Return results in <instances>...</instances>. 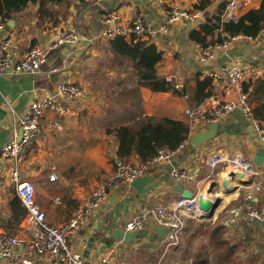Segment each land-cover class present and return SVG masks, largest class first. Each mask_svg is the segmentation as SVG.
Segmentation results:
<instances>
[{
	"label": "crops",
	"instance_id": "obj_1",
	"mask_svg": "<svg viewBox=\"0 0 264 264\" xmlns=\"http://www.w3.org/2000/svg\"><path fill=\"white\" fill-rule=\"evenodd\" d=\"M173 1L190 10L198 9L196 5L201 2ZM227 1L208 0L200 8L203 13L200 24L208 17L221 15L222 5L226 6ZM240 1L247 10L260 11L264 7L263 0ZM111 11L118 12L123 23H129L136 15L150 21L153 32L143 40L163 50L157 69L180 86L177 92L139 86L132 74L133 66L114 57L109 39L101 36L89 40L101 34L104 18ZM37 20V6L29 5L0 29V42L5 38L10 40L16 59L35 43L51 44L62 26L75 28L79 41L51 51L36 74L0 71V148L13 136L14 118L29 108L37 93L42 95L45 89L52 91L58 79L73 80L87 91L84 100L74 103L73 114L60 117V127L53 124L59 117L57 114L49 112L44 117L42 133L22 165L23 174L35 182L37 201L50 223L70 220L88 196L114 176L118 142L113 130L138 117L128 113L130 102H138L135 111L138 115L165 112L188 122V108L201 109L207 104L206 98L200 102L195 98L198 77L203 79L231 62L249 63L256 69L243 83L254 109L264 98V29L257 37L234 40L227 53L219 52L214 59L203 60L199 43L190 37L193 29H199V22L183 20L164 30L165 13L160 0H73L58 26H50L48 21L45 26L37 27ZM53 67H58L60 72L53 73ZM223 83L213 81L211 94H220ZM133 86L137 87L139 96L123 99L121 89ZM215 123L218 130L211 140L199 146L191 143L176 155L175 163L194 174L196 180L176 181L171 166L161 164L150 171L149 174L159 177L143 193L135 190L131 182L117 181L101 205L91 212L83 229L72 237L75 250L88 260L107 259V264H264V222L245 218L249 204L255 208L264 206V160L262 164L256 163L258 151H264V140L239 109ZM211 124L198 122L197 131L206 130ZM216 151L249 158L258 173L254 172L249 183L243 184L244 180L235 175L232 166L212 170L207 158ZM126 159L134 163L142 160L134 152ZM12 165V159L0 155V234L21 238L22 244L12 245L11 249L27 252L33 219L26 211L19 222H8L14 218L10 203L17 196L10 179ZM52 172L57 175L53 181L49 177ZM225 180L229 181L228 188L222 187ZM179 183L193 194L215 185L218 204L211 218L185 216L180 243L174 246L167 245L168 229L155 218L143 230L135 231V239L117 240L114 231H128L127 222L147 207L174 205L183 195V191L176 189ZM224 190L228 192L224 194ZM57 196L59 203L55 200ZM231 209L239 212L235 221L231 220ZM34 259L35 264H52L40 257ZM0 264L19 263L1 259Z\"/></svg>",
	"mask_w": 264,
	"mask_h": 264
},
{
	"label": "built area",
	"instance_id": "obj_2",
	"mask_svg": "<svg viewBox=\"0 0 264 264\" xmlns=\"http://www.w3.org/2000/svg\"><path fill=\"white\" fill-rule=\"evenodd\" d=\"M160 2L163 4L165 13L164 30H168L176 22L183 20L191 23L199 22L200 24L199 20L203 14L201 9L190 10L173 0H160ZM248 11L240 0H228L221 14V21L237 22ZM7 22V19L0 13V29L4 28ZM104 23L105 28L101 34L90 37V41H95L101 36L107 39L122 36L128 41H137L147 38L153 32L150 21L142 15H136L129 23H123L121 15L116 11H111L105 16ZM225 37L223 41L215 44L202 45L199 43L201 58L203 60L214 59L219 52L227 53L234 40L241 37L250 38V36L243 34H226ZM77 41H79V32L75 28L62 26L51 44H34L24 52L20 59H16L10 40L5 38L0 42V71L36 74L47 61L51 51L61 45L74 44ZM255 70L249 63L231 62L210 72L207 76L212 78V82L224 81L222 92L216 95L211 94L206 98L207 104L203 105L204 108H188L186 110L189 124V133L186 139L175 149L162 147L152 157L136 163L117 157L114 176L107 179L89 195L87 201L70 220L61 224H53L47 220L45 210L37 201L35 182L23 174L22 165L28 159L37 137L42 133L44 117L49 112L57 114L59 117L54 120L53 124L56 128L60 127V117L73 114L74 103L84 100L87 97V91L73 80L58 79L52 91L45 89L44 94L37 93L29 108L14 118L13 136L0 148V155L13 160L10 179L14 184L15 193L26 208L27 214L33 219V228L27 252H13L11 249L12 245L22 244L21 238L6 233L0 234V260L5 259L19 264H35L34 258L40 257L52 264H107V259L104 258L96 261L86 259L82 253L75 250L72 237L83 229L91 212L101 205L117 181L130 183L140 176L149 174L152 169L161 164L171 166V175L176 181L192 182L196 180L194 174L187 172L186 169L175 163L177 153L191 144L192 136L198 129V122L205 125L218 122L236 109H239L245 118L253 123L256 133L264 140V124L256 117L248 92L243 85L245 79ZM52 72L59 73L60 69L53 67ZM169 81L171 82V80ZM173 88L179 90L180 86L173 84ZM262 102H264V98ZM207 165L212 170L219 166H223V168L232 166L235 175L248 182L252 179L254 172L258 173L249 158L238 154L231 156L218 151L213 152L207 158ZM49 177L53 181L57 175L52 172ZM217 194H219L217 191L198 190L191 197L180 196L172 206L147 207L128 221L126 227L129 231H140L146 227L151 219L155 218L168 229L167 245H178L185 226V216L204 218V215L217 202L215 197ZM251 197L248 195L247 198L251 199ZM55 200L59 203V196ZM231 213V220L235 221L239 212L231 209ZM245 218L248 221L259 219L264 222V206L255 208L249 204Z\"/></svg>",
	"mask_w": 264,
	"mask_h": 264
},
{
	"label": "trees",
	"instance_id": "obj_3",
	"mask_svg": "<svg viewBox=\"0 0 264 264\" xmlns=\"http://www.w3.org/2000/svg\"><path fill=\"white\" fill-rule=\"evenodd\" d=\"M70 1L73 0H0V13L4 18L10 20L29 5H35L38 13L37 27L45 26L48 21L50 26H58L67 15L66 13L69 12ZM206 3L208 0H201L196 7L198 9L203 8ZM223 6L221 9L225 8ZM263 29L264 7L260 11L249 10L237 22H222L221 15L208 17L200 24L199 29H193L190 32V37L197 43L208 45L223 41L226 34L257 37ZM209 35H212L210 39ZM108 43L117 60L128 62L133 66L132 72L136 76V82L139 86L148 87L153 91H178L173 88L172 83L166 77L158 72L157 64L163 59V50L155 43L147 40L128 41L122 36L110 38ZM212 87L211 77L206 76L203 79L198 77L195 96L197 102L209 97L212 93ZM137 90L136 86L124 87L119 93L123 99H130L135 98ZM137 103V101L130 102L128 113L138 117L113 130L118 142V157L126 159L134 152L139 158L147 159L156 154L158 149L162 147L177 148L186 139L189 133L188 122L176 119L165 112L152 115L139 114V116L135 112ZM254 110L256 117L264 120V102L257 105ZM10 206L14 218L8 222H19L26 214V209L20 198L15 196Z\"/></svg>",
	"mask_w": 264,
	"mask_h": 264
},
{
	"label": "water",
	"instance_id": "obj_4",
	"mask_svg": "<svg viewBox=\"0 0 264 264\" xmlns=\"http://www.w3.org/2000/svg\"><path fill=\"white\" fill-rule=\"evenodd\" d=\"M217 130H218V126L216 123H214V124H211L209 126V128H207L206 130L196 131L193 134L192 139H191L192 145L199 146V145L211 140L216 135ZM20 136H21V133H20ZM263 160H264V151L260 150L257 153L256 163L262 164ZM158 177H159L158 174H146V175L140 176V177L136 178L135 180H133L131 182V186L135 190H137L138 192L143 193L145 191L147 185L154 183ZM242 183L248 184L249 182L248 181H242ZM214 186H215L214 184L212 186H210L209 190L212 191ZM223 186H224V188H228L229 181L225 180ZM176 189H178L179 191H183V196L191 197L193 195L192 191L189 188L184 189L183 185L181 183H179L177 185ZM223 192H224V194H226L228 191L224 190ZM217 204H218V202H216L214 204L213 208L208 213H206L204 215V218H211L213 216L214 208ZM255 220L258 223H261V220H259V219H255ZM114 232H115L117 240H119V241H121V240L131 241L137 237V233L133 232V231H124L122 229H120V230L116 229ZM93 242H94V240H93ZM88 252L89 251L87 250L85 252V254L87 255Z\"/></svg>",
	"mask_w": 264,
	"mask_h": 264
},
{
	"label": "rangeland",
	"instance_id": "obj_5",
	"mask_svg": "<svg viewBox=\"0 0 264 264\" xmlns=\"http://www.w3.org/2000/svg\"><path fill=\"white\" fill-rule=\"evenodd\" d=\"M70 2H71V1H70ZM66 14H68V12H67ZM66 14H65V15H66ZM132 74H133V73H132ZM172 85H173V83H172ZM98 89H99V87H97V90H98ZM111 89H112V87L109 89V91H112ZM135 96H139V94L137 93ZM119 104H121V103H119ZM213 192H214V190H213Z\"/></svg>",
	"mask_w": 264,
	"mask_h": 264
},
{
	"label": "bare ground",
	"instance_id": "obj_6",
	"mask_svg": "<svg viewBox=\"0 0 264 264\" xmlns=\"http://www.w3.org/2000/svg\"><path fill=\"white\" fill-rule=\"evenodd\" d=\"M227 175H228V171H227ZM229 177V176H228ZM228 177H226V178H228ZM230 180V179H229ZM222 187H223V185H222ZM232 192V191H231Z\"/></svg>",
	"mask_w": 264,
	"mask_h": 264
},
{
	"label": "clouds",
	"instance_id": "obj_7",
	"mask_svg": "<svg viewBox=\"0 0 264 264\" xmlns=\"http://www.w3.org/2000/svg\"><path fill=\"white\" fill-rule=\"evenodd\" d=\"M8 21V20H7ZM129 231V230H128ZM133 232H135V231H133Z\"/></svg>",
	"mask_w": 264,
	"mask_h": 264
}]
</instances>
